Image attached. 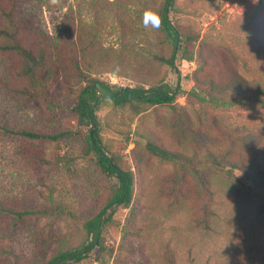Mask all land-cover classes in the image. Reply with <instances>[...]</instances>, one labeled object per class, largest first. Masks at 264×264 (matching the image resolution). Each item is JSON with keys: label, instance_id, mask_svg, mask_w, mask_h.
Instances as JSON below:
<instances>
[{"label": "rangeland", "instance_id": "374dc122", "mask_svg": "<svg viewBox=\"0 0 264 264\" xmlns=\"http://www.w3.org/2000/svg\"><path fill=\"white\" fill-rule=\"evenodd\" d=\"M0 1L14 3L19 20L43 24L51 36L67 29L75 32L72 41L90 39L83 65L91 58L96 75L116 86L178 87L171 104L97 107L104 146L132 173V197L129 205L108 207L102 246L77 264H264V195L240 170H219L202 157L229 149L231 161L264 169V0H173L169 19L183 39L174 66L154 57L168 58L172 41L146 27L140 14L165 0ZM1 59L0 202L66 208L29 216L17 228L10 214H0V264H45L82 242L81 222L102 210L118 181L100 169L87 149L88 127L76 122L71 107L80 84L61 74L42 95L27 98L11 90L17 59ZM209 93L219 100L209 101ZM14 128L70 133L36 140ZM148 139L188 157L198 151L195 164L209 191L191 168L182 172L152 154ZM260 183L264 190V174ZM203 218L208 226L198 223Z\"/></svg>", "mask_w": 264, "mask_h": 264}, {"label": "trees", "instance_id": "16d2710c", "mask_svg": "<svg viewBox=\"0 0 264 264\" xmlns=\"http://www.w3.org/2000/svg\"><path fill=\"white\" fill-rule=\"evenodd\" d=\"M172 1L165 0L163 6L157 9L144 7L140 10V14L143 17L145 11L148 10L158 14L160 27L157 30L165 36L166 40L172 41L173 50L168 58L164 55H155L154 57L174 66L183 39L179 28L169 19L168 6ZM25 31L30 32V38L24 36ZM74 35L75 32L73 33L72 30L63 29L51 36L43 24L28 19L19 20L14 3L5 7L0 1V39L2 40L0 43V61H3L1 59L3 55H11L17 59V64L12 66L15 73L14 77L17 78V81L15 86L11 87V90L18 94H23L27 98L38 97L44 93V90L56 83L61 74L75 79L80 86L76 101L71 109L76 116L78 126L88 127L86 135L87 149L95 154L100 169L104 173L115 177L118 181V187L102 210L92 217H86L81 222L85 235L82 242L76 247L73 246L59 251L45 264H77L81 262L95 246H102V227L106 220L110 218V215L106 213L108 207L114 203L129 205L131 201L132 173L130 170H124L115 156L109 153L107 147L104 146L101 126L99 122H96L97 107L104 101L110 102L115 107L132 103L171 104L178 94V87L173 88L167 83H148V87L144 84L133 87L116 86L98 77L93 71L94 63L92 59L89 58L84 65L83 60H81L82 54L86 55L93 50V43L90 39L81 36L77 38V41H72ZM183 58L192 60L189 56H184ZM233 85H239L237 80L234 79ZM208 100L217 102L219 97L209 93ZM140 112L142 110H136V113ZM92 125H94L93 128ZM12 130L18 135L29 139H48L52 141L59 140L70 133L69 130L55 133L25 128H14ZM146 147L159 159L179 164L182 172H185L187 168H191L193 175L198 178L201 186L206 191H209L207 189V180L195 164L199 161V158L196 157L198 151L188 157L180 152L165 149L150 139H148ZM202 157L204 162L213 164L219 170L225 172H231L232 169L240 170L245 178L252 182L257 191L264 195L263 186L260 183V176L264 174V169L255 162L250 163L248 166L233 162L231 161L232 153L229 149H225L222 153L206 150ZM181 177L183 179L184 175ZM248 194L251 195V192H248ZM65 205H52L51 209L28 205L14 208L3 205L0 202V214H10L13 218V225L17 228L29 216L47 213L61 215L66 208ZM68 209L67 215L69 218L76 219V210L70 207ZM203 219L198 221V223L205 222V226H208L207 218ZM88 238H91V240H88ZM42 256L40 259H42Z\"/></svg>", "mask_w": 264, "mask_h": 264}, {"label": "clouds", "instance_id": "9594fccd", "mask_svg": "<svg viewBox=\"0 0 264 264\" xmlns=\"http://www.w3.org/2000/svg\"><path fill=\"white\" fill-rule=\"evenodd\" d=\"M143 23L146 27L151 25L152 28L159 29L160 20L158 14L151 10L145 11L143 14Z\"/></svg>", "mask_w": 264, "mask_h": 264}, {"label": "water", "instance_id": "95a60500", "mask_svg": "<svg viewBox=\"0 0 264 264\" xmlns=\"http://www.w3.org/2000/svg\"><path fill=\"white\" fill-rule=\"evenodd\" d=\"M94 125H92V128H93Z\"/></svg>", "mask_w": 264, "mask_h": 264}]
</instances>
